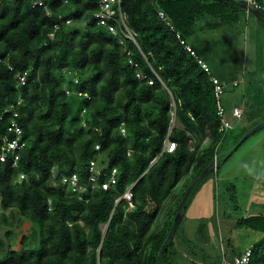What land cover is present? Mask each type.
I'll use <instances>...</instances> for the list:
<instances>
[{
    "label": "trees",
    "instance_id": "trees-1",
    "mask_svg": "<svg viewBox=\"0 0 264 264\" xmlns=\"http://www.w3.org/2000/svg\"><path fill=\"white\" fill-rule=\"evenodd\" d=\"M34 1L0 0V153L15 137L13 120L25 143L17 166L11 154L0 163V264L228 262L199 246L208 242L203 221L194 241L181 237L180 250L174 237L159 260L182 197H173L149 234L183 177L196 170L191 185L215 165L228 134L219 132L215 87L199 64L206 61L188 40L203 19L211 30L238 23L241 8L225 0H122L135 41L121 43L97 25L98 0H41L42 8ZM168 139L176 149L163 153ZM93 161L104 173L116 170L117 185L92 187ZM72 175L86 191L66 189L63 179ZM131 186L133 208L117 202ZM236 225L263 237L231 263L251 251L249 264H264V208ZM27 226L37 235L34 249L31 236L18 231Z\"/></svg>",
    "mask_w": 264,
    "mask_h": 264
},
{
    "label": "rangeland",
    "instance_id": "rangeland-1",
    "mask_svg": "<svg viewBox=\"0 0 264 264\" xmlns=\"http://www.w3.org/2000/svg\"><path fill=\"white\" fill-rule=\"evenodd\" d=\"M207 21L198 23L196 34L188 42L222 80L221 97L228 113L235 106L244 113L241 119L233 121L234 129L218 147L219 155L214 158L216 170L193 186L175 242L182 250L181 237L194 241L203 221L208 242L198 241L199 246L217 250L221 259L226 255L231 263L237 253L252 248L263 237L262 233L240 228L236 223L243 217L258 215L264 208V127L251 134L231 157L227 156L245 130L264 122V21L243 9L234 25L211 30L204 26ZM173 123L176 126V121ZM196 173L195 170L183 177L174 195L164 203L149 236L164 222L173 197L183 200ZM0 212H3L1 206ZM102 229L106 230L107 226L102 225ZM18 231L31 236L29 249L36 248L37 235L32 227ZM4 232L0 229V238ZM17 251L22 252L19 247Z\"/></svg>",
    "mask_w": 264,
    "mask_h": 264
},
{
    "label": "built area",
    "instance_id": "built-area-1",
    "mask_svg": "<svg viewBox=\"0 0 264 264\" xmlns=\"http://www.w3.org/2000/svg\"><path fill=\"white\" fill-rule=\"evenodd\" d=\"M154 1V0H152ZM249 6L257 11H262L264 8V0H245ZM34 7H45L44 3L41 0H35L34 1ZM47 15H50V12L46 8ZM159 17L163 22L167 24L168 27H170L172 30H174V27L172 25V22L169 20L168 16L163 12L159 11ZM62 19V17H60ZM94 18L96 20L97 25L107 28L115 37L121 40V43L123 42V39L128 38L130 40L135 41L134 35L129 29V27L126 24V15L123 11L122 7V0H98L97 2V12L94 15ZM67 25L72 24V20L66 21ZM58 28V26L56 27ZM54 34H51L49 36L50 39H53ZM176 37L180 40L181 34L176 33ZM182 44H184V41H182ZM186 50L190 52L193 56L196 57L195 53L192 51L191 47L186 45ZM197 58V57H196ZM198 59V58H197ZM199 64L201 65L202 69L205 73H207L210 76L211 81L214 84L215 87V101H216V111L217 116L220 118L221 125L219 132L222 135H226L230 130L234 129L233 121L239 120L243 116V109L235 106L230 113H228L227 108L225 107L221 94L223 92L224 84L221 82L217 77L212 75V71L210 67L203 61L199 60ZM137 66V65H136ZM26 76L27 73H25L22 76H19V80L22 84L26 82ZM139 78H145L142 77L140 74H138ZM149 84H153L152 81L149 82ZM236 85V83H235ZM21 103L20 101L18 102ZM18 114L15 112L14 118H17ZM173 117H175V114L173 113ZM10 131H12L15 135V137L12 140L6 141L3 150L0 153V163H5L11 154L13 156V165L14 167L17 166V163L20 158V153L23 151L25 147V143L22 140V129L19 127L16 120H13L11 123ZM123 134H125V129H122ZM176 144L171 142L169 139L165 142L163 153L164 152H174L176 149ZM215 170L217 168V160H215ZM91 175L89 177V183L92 185V187H100L103 190H108L111 187H114L117 185V179H116V170H112L111 173H104L102 169H100L96 162H91V168H90ZM104 177V180L102 179ZM21 179L25 178L24 174H21ZM64 186L66 189L73 193H81L86 191V186L81 184L79 178L77 175H72L71 177H66L63 179ZM133 186H131L126 193L117 201L118 203L122 200L126 201L130 208L134 207L133 204V192H132ZM250 256L251 251H247L245 255L242 257H237L234 261V263H228L227 261H223L220 264H249L250 262Z\"/></svg>",
    "mask_w": 264,
    "mask_h": 264
},
{
    "label": "water",
    "instance_id": "water-1",
    "mask_svg": "<svg viewBox=\"0 0 264 264\" xmlns=\"http://www.w3.org/2000/svg\"><path fill=\"white\" fill-rule=\"evenodd\" d=\"M225 1H229V2H232V3H235L238 7H240L241 9L243 10H246L247 12L255 15L256 17H259V18H263L264 19V13L261 12V11H257V10H254L252 9L249 4L245 1V0H242V1H237V0H225ZM174 125V124H173ZM264 127V122L261 123L260 125H258L257 127L251 129L250 131H248V133L246 134V136L239 142V144L229 153V155L227 156V158L231 157L235 152L236 150L242 145V143L248 139V137L251 136V134H253L255 131L261 129ZM222 156H220V158H222ZM219 158V159H220ZM226 158V159H227ZM213 171H215V167L213 166L211 169H207L206 171H204L191 185V187L189 188V190L187 191L185 197L183 198L181 204L179 205L178 207V210H177V213H176V216H175V219H174V224H173V227L167 237V241L166 243L163 245L162 249H161V252H160V255H159V260H160V256L162 254V252L167 248V245L169 242H172L174 240V237L176 235V232L179 228V225L182 221V218H183V207H184V204L186 203L189 195H190V192L193 188V186L202 181L207 175H209L210 173H212Z\"/></svg>",
    "mask_w": 264,
    "mask_h": 264
},
{
    "label": "clouds",
    "instance_id": "clouds-1",
    "mask_svg": "<svg viewBox=\"0 0 264 264\" xmlns=\"http://www.w3.org/2000/svg\"><path fill=\"white\" fill-rule=\"evenodd\" d=\"M175 121V119H173V122ZM174 124V123H173Z\"/></svg>",
    "mask_w": 264,
    "mask_h": 264
}]
</instances>
